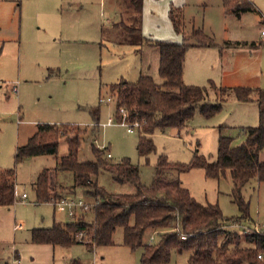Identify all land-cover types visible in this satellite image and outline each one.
Returning <instances> with one entry per match:
<instances>
[{
  "label": "rangeland",
  "instance_id": "obj_1",
  "mask_svg": "<svg viewBox=\"0 0 264 264\" xmlns=\"http://www.w3.org/2000/svg\"><path fill=\"white\" fill-rule=\"evenodd\" d=\"M249 1L262 16L252 12L237 19L226 14L223 0H142L139 8L124 0H0V171L12 169L16 173V203L0 207V264H14L16 254L20 264H140L143 250L127 247L122 229L114 235L112 245L92 250L83 244L59 246L55 253L35 249L31 241L34 229H50L55 222L72 219L51 204H35L37 178L47 169L54 176L55 157L17 161V149L28 143L40 124L81 126L87 134L79 151L80 162L95 161L93 147L103 150L112 163L130 159L139 167L145 186L153 183L161 155L174 164H189L196 155L214 162L221 136L234 138L235 145L242 144L245 138L241 129L259 126L257 104L241 102L233 92L221 102L208 78L194 80L188 75L185 83L207 88L208 103H221V110L212 117L198 110L187 128L180 131L158 130L152 136L156 151L145 158L138 152L140 132H128V127L119 124L122 119L116 118V97L111 87L123 80L137 83L140 76H150L157 84H163L160 51L142 43L146 39L181 44L185 36L191 38L194 30L201 29L213 36L217 44L223 45L226 40L263 42L264 0ZM172 8H183L184 34L174 28ZM195 42L190 40V44ZM240 49L249 51L245 55L240 51L246 58L239 64L240 70L259 73L264 83V46ZM193 52L186 55L188 71L195 68ZM193 82L199 84H190ZM109 98L111 102H107ZM93 109L100 110L99 122L93 117ZM110 119L112 125H108ZM67 153L68 145L63 140L59 156ZM109 153L111 159L107 157ZM260 161L264 162V151ZM176 176L175 172L170 173L171 178ZM58 178L52 177L53 183L73 182L67 173L58 174ZM179 178L199 203L219 205L227 218L241 216L232 201L233 182L229 177L207 178L203 169L195 168ZM98 182L111 194L135 192L131 184L117 183L108 172H101ZM24 193L28 200L23 203ZM243 194L250 205L251 221L246 223L264 226V183L252 181ZM69 197L94 201L81 190ZM83 214L85 220L91 221L93 211L79 216ZM149 239L147 236L146 242ZM189 257V252H173L169 264H189Z\"/></svg>",
  "mask_w": 264,
  "mask_h": 264
},
{
  "label": "trees",
  "instance_id": "obj_2",
  "mask_svg": "<svg viewBox=\"0 0 264 264\" xmlns=\"http://www.w3.org/2000/svg\"><path fill=\"white\" fill-rule=\"evenodd\" d=\"M124 1L136 8L142 2ZM223 7L226 14L237 18L246 13H258L257 7L249 0H223ZM170 17L176 32L184 34L183 8H172ZM133 31L140 32L141 29ZM193 39L196 40L195 44H190ZM143 42L160 51L159 74L163 84H157L150 76H140L134 84L124 80L114 84L111 92L116 97L117 120L125 116L129 124L139 123L141 136L138 152L140 156L148 158L156 151L152 136L158 130H183L198 110L204 116L212 117L222 106L221 103H208L207 88L188 85L184 80L188 51L199 46L218 47L213 38L198 29L193 31L191 38L185 36L181 44L150 39ZM236 45L259 49L264 42H238ZM209 85L218 93L225 94L221 95V102L230 92L235 93L241 102H256L259 105V126L241 129L245 138L242 144L235 145L234 138L221 136L218 156L212 163L196 155L189 164H174L161 155L150 186L142 183L139 167L130 159L112 163L105 158L103 150L93 147L95 161L80 162L78 155L87 134L81 126L38 125L37 132L24 147L17 149L16 155L17 161L39 156L55 157L57 165L54 176L47 169L37 178L34 187L37 202L50 203L53 198L59 200L81 190L100 203L92 210L91 221L85 220L83 214L64 224L55 223L50 229H34L32 243L63 247L83 244L92 250L112 245L114 235L118 229H122L127 247L143 249L140 264H169L173 252H189V264H264V235L232 234L227 227L230 222L251 221L244 188L252 181L264 183V162L260 161V153L264 151V90L218 88L213 82ZM121 110L125 114L119 116ZM92 114L99 122L100 110L93 109ZM63 140L67 142L68 153L60 157L59 147ZM195 168L203 169L207 178L221 180L229 177L232 180L231 197L240 211V217L227 218L219 205L199 203L182 186L179 176ZM101 172L110 173L119 184H131L135 192L109 193L99 185ZM171 172L177 176L171 178ZM60 173L70 174L73 182L69 185L60 181L53 183L52 177L57 179ZM15 176L12 169L0 171V207H11L16 203ZM150 231L157 234L151 246L146 242ZM230 248L231 253L227 255ZM259 256L262 258L259 259Z\"/></svg>",
  "mask_w": 264,
  "mask_h": 264
},
{
  "label": "crops",
  "instance_id": "obj_3",
  "mask_svg": "<svg viewBox=\"0 0 264 264\" xmlns=\"http://www.w3.org/2000/svg\"><path fill=\"white\" fill-rule=\"evenodd\" d=\"M257 9H258V14L262 16V13L258 7ZM246 14H243L240 18H237V17L236 18L242 19ZM209 36L215 39L213 36L211 35ZM236 43L238 42H232L230 40H226L223 43V45L221 43H218V44L216 43L218 47H206V46L200 47L199 46V47L191 48L189 51H194L192 59L195 60V63H194L195 68L192 70L190 69L188 71L189 67L187 68V65L185 62L186 69L184 68V80L185 79L187 80L188 75H190V77H192L194 80L208 78L209 84L210 82H213L218 88L221 87V88H227V89H234V88L263 89L264 83H263L262 75H260L259 73H256L253 70H247V71L240 70L239 64L241 62L243 63V61L246 60L244 56L240 55V51L244 53L243 55H245L246 52H249V51L245 52V49L243 50L240 48L249 47V46H242V45L236 46L235 45ZM243 43L249 44L248 42H243ZM218 64L219 66H217ZM215 66H217L218 69H215ZM211 72H214V74H210ZM190 84H199V83L193 82ZM213 91L215 92V95L217 96V100H219L218 98L221 99V97L217 95V91L216 90H213ZM229 94L225 96L224 98H227ZM254 99H256V96L254 97ZM251 103L257 104L256 102H251ZM35 204L37 206L42 205V204H39L37 201H35ZM44 204H50V203H44ZM61 224H64V223H61ZM151 236L152 234H148L149 238ZM33 245L37 247L35 249H42L43 251L47 250V252L51 251L52 253H55L56 247H59V246H53V245H38V244H33ZM14 264H20V259H18L17 254L15 256Z\"/></svg>",
  "mask_w": 264,
  "mask_h": 264
},
{
  "label": "built area",
  "instance_id": "obj_4",
  "mask_svg": "<svg viewBox=\"0 0 264 264\" xmlns=\"http://www.w3.org/2000/svg\"><path fill=\"white\" fill-rule=\"evenodd\" d=\"M261 37L264 39V30H261ZM112 99H108L107 102H111ZM101 102H104V100H101ZM122 114H125L124 110H121ZM113 124V120L110 119L108 122V125H112ZM120 125L126 126L128 127V132L133 133L135 130H138L140 125L139 123H134V124H129L126 121L125 116L122 118V121L119 122ZM107 157L109 159L112 158L111 154L109 153L107 155ZM28 200V195L26 193H24L22 195V202H26ZM99 201H93V202H87L81 198H73V197H64L61 198L59 200L56 199H52L50 201V204H52L56 210L58 212L61 213H67L68 216L72 219L75 220L78 218V216L82 213L85 212H89L92 211L96 206L99 205ZM230 230V232L232 234H236V233H243V234H247V235H251V234H263L264 235V226L260 225V224H254V225H248L246 222L244 221H236V222H232L231 224H228L227 226ZM156 233H154L150 239L148 244L151 246L155 243L156 241ZM185 239V238H184ZM231 248L229 249V252H227V255H230L231 253ZM262 256H259V259H261Z\"/></svg>",
  "mask_w": 264,
  "mask_h": 264
}]
</instances>
